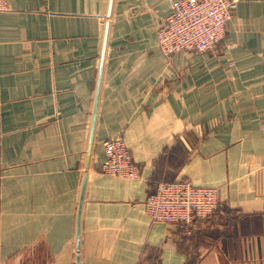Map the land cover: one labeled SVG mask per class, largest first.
Instances as JSON below:
<instances>
[{"label": "crops", "instance_id": "0c3cea01", "mask_svg": "<svg viewBox=\"0 0 264 264\" xmlns=\"http://www.w3.org/2000/svg\"><path fill=\"white\" fill-rule=\"evenodd\" d=\"M171 0H8L0 11V264H264V0L210 50L166 55ZM120 136L137 178L98 170ZM215 186L192 235L155 180Z\"/></svg>", "mask_w": 264, "mask_h": 264}, {"label": "built area", "instance_id": "2783aa9c", "mask_svg": "<svg viewBox=\"0 0 264 264\" xmlns=\"http://www.w3.org/2000/svg\"><path fill=\"white\" fill-rule=\"evenodd\" d=\"M237 0H171V10L156 31L157 44L166 55L180 50L206 51L224 37ZM8 0H0V11ZM104 157L98 170L127 178L140 176V165L120 137L102 142ZM221 202L215 186L195 185L189 178L155 180L143 201L145 212L155 221L175 225L192 235L197 224L211 218Z\"/></svg>", "mask_w": 264, "mask_h": 264}, {"label": "rangeland", "instance_id": "374dc122", "mask_svg": "<svg viewBox=\"0 0 264 264\" xmlns=\"http://www.w3.org/2000/svg\"><path fill=\"white\" fill-rule=\"evenodd\" d=\"M238 1V0H237ZM227 27V26H226ZM225 32H226V30H225Z\"/></svg>", "mask_w": 264, "mask_h": 264}, {"label": "trees", "instance_id": "16d2710c", "mask_svg": "<svg viewBox=\"0 0 264 264\" xmlns=\"http://www.w3.org/2000/svg\"><path fill=\"white\" fill-rule=\"evenodd\" d=\"M216 214V213H215Z\"/></svg>", "mask_w": 264, "mask_h": 264}]
</instances>
